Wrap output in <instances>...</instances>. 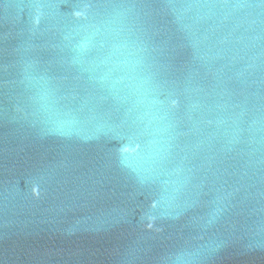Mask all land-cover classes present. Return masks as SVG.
<instances>
[{"label":"water","instance_id":"obj_1","mask_svg":"<svg viewBox=\"0 0 264 264\" xmlns=\"http://www.w3.org/2000/svg\"><path fill=\"white\" fill-rule=\"evenodd\" d=\"M0 264H264V0H0Z\"/></svg>","mask_w":264,"mask_h":264}]
</instances>
